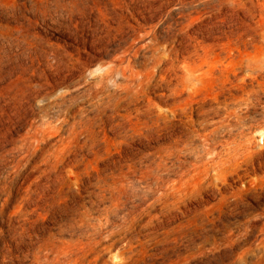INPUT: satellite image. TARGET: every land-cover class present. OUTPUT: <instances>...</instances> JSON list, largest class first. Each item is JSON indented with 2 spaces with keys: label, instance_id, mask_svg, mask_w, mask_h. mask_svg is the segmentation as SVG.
<instances>
[{
  "label": "rangeland",
  "instance_id": "374dc122",
  "mask_svg": "<svg viewBox=\"0 0 264 264\" xmlns=\"http://www.w3.org/2000/svg\"><path fill=\"white\" fill-rule=\"evenodd\" d=\"M263 81L264 0H0V264H264Z\"/></svg>",
  "mask_w": 264,
  "mask_h": 264
},
{
  "label": "bare ground",
  "instance_id": "6f19581e",
  "mask_svg": "<svg viewBox=\"0 0 264 264\" xmlns=\"http://www.w3.org/2000/svg\"><path fill=\"white\" fill-rule=\"evenodd\" d=\"M90 39V38H89ZM57 48V47H56ZM42 54V53H41ZM89 62V61H88ZM122 57L121 58H115V59H112L110 60L108 63H101L97 70L96 71H102L104 70V75H103L101 78V82L98 83V86H97V89L101 90V91H106L108 90H111V87H110V83L113 84V90L115 91L116 94H118V96L122 97L121 95V91L122 88V84L119 83V79H123L124 81H126V84L128 86H130L132 84V82L136 79L135 78V75L132 74V73H128L127 72V69L128 67L123 65L122 64ZM97 66V65H96ZM151 73V72H150ZM177 84V83H176ZM26 85H30L28 83H26ZM263 86L264 87V81L261 82V84H259V86ZM31 87V86H30ZM252 87V86H251ZM121 88V89H120ZM256 89V88H255ZM254 91V90H252ZM115 93L112 92V94L109 93V96H113L115 95ZM53 98V97H52ZM255 99V98H254ZM259 99V98H258ZM150 104V103H149ZM255 106V105H254ZM141 109V108H140ZM151 109V108H150ZM148 111V108H144L142 109V111L140 112H143V113H146ZM249 111H252V108H248V112H244L245 115L243 114H240L238 111H236L238 113V118H233L231 120V123L230 125H233V126H237L240 122L244 121H248L246 120L247 117H249ZM264 112V111H263ZM155 114V113H154ZM245 116V117H242ZM142 116V115H141ZM63 119V118H62ZM139 119V118H138ZM250 119V118H249ZM140 124V123H139ZM138 124V125H139ZM158 124V123H157ZM260 126V125H259ZM264 126V125H263ZM117 127H125L124 126V123H118L117 124ZM254 127V126H253ZM255 130V129H253ZM257 130V129H256ZM249 134V133H248ZM261 134L264 135V129H262L261 131ZM215 135V134H214ZM245 135V134H243ZM66 136V135H65ZM159 137V136H158ZM264 137V136H263ZM238 138V137H237ZM255 139V138H254ZM253 138L250 139V146H254L256 141L254 140ZM235 140V139H234ZM234 144V143H233ZM257 144V143H256ZM260 145V144H259ZM235 146V145H234ZM246 146V145H245ZM232 151V150H231ZM230 152V151H229ZM238 153V152H237ZM235 153V154H237ZM243 153V152H242ZM264 153V148H261V147H256V148H250V150L246 151L245 153L242 154V158L243 160L240 162L239 159H237V166H236V173L239 175L240 174V170L242 171H246L247 173H255L256 169H257V166L258 164L257 163H260V162H263V154ZM238 155V154H237ZM239 156V155H238ZM262 165V164H261ZM259 173V172H258ZM258 173L256 175H258ZM243 174V172H242ZM264 174V173H263ZM255 175V174H254ZM249 176V175H248ZM247 176V177H248ZM261 177V176H260ZM251 179V178H250ZM253 179V178H252ZM258 179V178H257ZM260 181L256 182V179L254 177V180L253 181H250V184L251 185H255V187H260V184H263L264 183V176L262 178H259ZM243 180V179H242ZM247 180V179H246ZM239 182V181H238ZM248 182V181H247ZM245 183V182H244ZM18 184V182H17ZM264 185V184H263ZM245 186V185H244ZM249 186V185H248ZM247 186V187H248ZM251 187V186H250ZM253 188V187H252ZM4 190H6V185H4ZM256 190V189H255ZM12 192V191H11ZM20 192V190H19ZM260 192V191H258ZM7 193V192H6ZM260 194V193H259ZM8 195V193H7ZM262 195V194H261ZM3 196V195H2ZM22 197V196H21ZM11 196L9 195L8 199L6 197V201L3 202V205H2V208L0 209V214H1V218H5L6 216V212L8 211L7 209L11 207L12 203H11ZM14 201V199H13ZM18 202H20L18 200ZM20 205V204H19ZM21 206V205H20ZM23 207V206H22ZM11 210V209H10ZM20 210V209H19ZM262 225H261V229H262ZM3 231V230H1ZM3 238V237H2ZM3 244V243H2ZM1 245V244H0ZM19 248V247H18ZM261 248H264V244H262ZM245 255V254H244ZM2 256H4L3 252H2ZM247 259V258H246ZM38 262L41 263V264H44V261L39 257L38 259ZM4 264V263H3Z\"/></svg>",
  "mask_w": 264,
  "mask_h": 264
}]
</instances>
